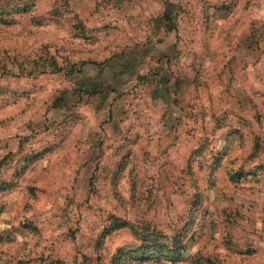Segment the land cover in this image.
<instances>
[{
	"label": "rangeland",
	"instance_id": "374dc122",
	"mask_svg": "<svg viewBox=\"0 0 264 264\" xmlns=\"http://www.w3.org/2000/svg\"><path fill=\"white\" fill-rule=\"evenodd\" d=\"M0 264H264V0H0Z\"/></svg>",
	"mask_w": 264,
	"mask_h": 264
},
{
	"label": "trees",
	"instance_id": "16d2710c",
	"mask_svg": "<svg viewBox=\"0 0 264 264\" xmlns=\"http://www.w3.org/2000/svg\"><path fill=\"white\" fill-rule=\"evenodd\" d=\"M161 247V245H158ZM155 250V254L156 255H160V256H166L167 257H176L175 255L177 254V252L168 249L167 251H163L161 252V249H157V246L153 248ZM149 249L148 250H144V254L148 255L149 254ZM170 253V254H169ZM175 259V258H174Z\"/></svg>",
	"mask_w": 264,
	"mask_h": 264
}]
</instances>
